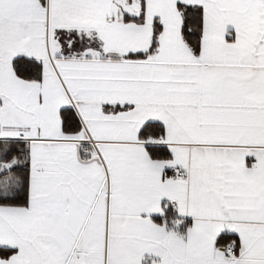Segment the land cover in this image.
Here are the masks:
<instances>
[{"label": "snow or ice", "instance_id": "snow-or-ice-1", "mask_svg": "<svg viewBox=\"0 0 264 264\" xmlns=\"http://www.w3.org/2000/svg\"><path fill=\"white\" fill-rule=\"evenodd\" d=\"M0 264H264V0H0Z\"/></svg>", "mask_w": 264, "mask_h": 264}]
</instances>
